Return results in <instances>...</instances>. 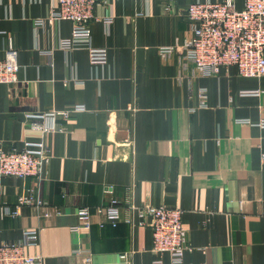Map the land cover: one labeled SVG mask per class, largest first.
I'll use <instances>...</instances> for the list:
<instances>
[{
    "label": "crops",
    "instance_id": "0c3cea01",
    "mask_svg": "<svg viewBox=\"0 0 264 264\" xmlns=\"http://www.w3.org/2000/svg\"><path fill=\"white\" fill-rule=\"evenodd\" d=\"M221 1L97 0L91 46L105 49L107 62L92 66L85 46L62 47L72 24L50 20L55 0H0V61L11 42L19 64L18 83L0 84L3 149L40 140L25 112L85 108L47 136L40 180L0 179V206L12 209L33 189L51 215L0 211V243L35 231L27 253L43 264H154L151 231L131 212L116 227L95 216L89 231L72 230L78 208L115 196L182 210L183 264H264V76L243 78L230 66L190 78L182 56L187 7ZM233 3L241 10L244 0ZM160 260L171 264L168 253Z\"/></svg>",
    "mask_w": 264,
    "mask_h": 264
},
{
    "label": "built area",
    "instance_id": "2783aa9c",
    "mask_svg": "<svg viewBox=\"0 0 264 264\" xmlns=\"http://www.w3.org/2000/svg\"><path fill=\"white\" fill-rule=\"evenodd\" d=\"M97 0H55L56 9L52 10L50 20L68 21L72 24L71 37L62 42V47L73 49L85 46L89 63L92 66L105 65L107 51L91 46L90 22L94 19ZM185 15L190 29V39L182 49V56L192 69L190 78L195 76L211 77L219 74L222 68L233 66L243 78H261L264 76V0H244L241 10H237L233 0L215 3L196 2L187 7ZM172 50H162L169 54ZM189 65V66H190ZM18 52L9 42L5 50V59L0 61V84L18 83ZM201 104L205 100L204 90L198 94ZM80 105L68 110L48 112H25L24 119L30 122L32 130L40 133L38 142H25L21 149L4 150L0 142V179L12 177L20 180L35 178L40 180L44 166L50 161L47 136L64 130L58 119L67 120L71 112H83ZM260 126L264 127V122ZM124 204L126 206H124ZM44 210L43 217H50L46 212L49 207L34 190H25L16 197L12 209L0 206L3 215L17 217L22 207ZM131 212L137 218V224L149 228L152 236L151 251L158 259L154 264H162L160 256L168 253L171 264H183L185 229L182 222V210L176 207L137 206L122 198L110 196L105 205L94 208L81 207L76 211L77 225L74 232L89 231L93 218L105 219L112 227L124 220L122 211ZM57 217L62 216L55 210ZM99 228L104 224L99 223ZM38 235L35 231H25L18 242L0 243V264H43L40 255H29L27 248L36 246ZM120 259L128 262L125 254ZM90 264V257L84 258Z\"/></svg>",
    "mask_w": 264,
    "mask_h": 264
},
{
    "label": "water",
    "instance_id": "95a60500",
    "mask_svg": "<svg viewBox=\"0 0 264 264\" xmlns=\"http://www.w3.org/2000/svg\"><path fill=\"white\" fill-rule=\"evenodd\" d=\"M76 213V212H75ZM62 214H63V212H62ZM64 215V214H63ZM76 222H77V217H76Z\"/></svg>",
    "mask_w": 264,
    "mask_h": 264
}]
</instances>
